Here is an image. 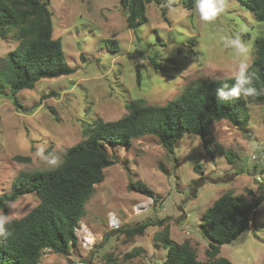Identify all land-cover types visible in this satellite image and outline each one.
Instances as JSON below:
<instances>
[{
	"label": "rangeland",
	"instance_id": "obj_1",
	"mask_svg": "<svg viewBox=\"0 0 264 264\" xmlns=\"http://www.w3.org/2000/svg\"><path fill=\"white\" fill-rule=\"evenodd\" d=\"M224 5L214 21L205 22L195 7L187 9L182 0H154L146 6L148 21L132 29L121 0H51L54 37L61 39L66 61L77 70L42 78L33 89L21 90L17 96L22 107L3 95L8 90H2L0 194L11 190L10 184L22 171L57 167L66 151L84 139L87 125L122 117L130 101L164 104L199 78L235 77L243 57L226 47L221 37L239 33L250 43L251 65L254 39L264 25L240 0H224ZM112 38L118 42L117 51L105 45ZM18 43L13 29L7 37L0 36V67ZM247 111L245 128L227 119L211 124L212 156L204 140L188 132L176 143L174 153L154 135L134 139L130 148L108 147L116 162L104 169V179L95 185L80 221L94 244L84 247L77 241L69 256L47 249L40 264H86L87 260L162 264L167 252L162 240L155 245L154 235L164 226L149 225L142 234L125 231L162 218L167 219L174 240H188L198 259L206 261L212 239L201 213L227 190L246 201L261 195L263 199L251 227L223 244L219 255L233 264H263L264 102L251 99ZM196 165L201 166L199 171ZM137 180L155 191L157 201L129 189L130 182ZM38 202L35 194H26L9 202L7 213L0 209V217H21ZM110 212L120 218V228H109Z\"/></svg>",
	"mask_w": 264,
	"mask_h": 264
},
{
	"label": "trees",
	"instance_id": "obj_2",
	"mask_svg": "<svg viewBox=\"0 0 264 264\" xmlns=\"http://www.w3.org/2000/svg\"><path fill=\"white\" fill-rule=\"evenodd\" d=\"M152 1L121 0L129 28L136 29L148 21L146 6ZM182 1L187 9L195 7V0ZM240 1L264 25V0ZM50 2L0 0V36L7 37L13 29L19 39L0 67V94L2 90H8L3 95L17 107H22L17 96L21 90L33 89L42 78L70 75L77 70L66 61L61 39L54 37ZM105 45L112 51L118 49L114 38L105 40ZM252 53L245 77L256 89V95L221 101L218 89L224 83L232 87L236 83L235 77L199 78L164 104L133 100L122 117L90 123L84 129V139L66 151L64 160L57 167L17 174L10 184L11 190L0 194V209L7 213L9 202L30 193L35 194L39 202L23 216L8 220L5 234L0 235V264H39L46 249L70 255L71 246L78 241L75 228L86 213V203L95 185L103 181L104 169L116 162L108 147L130 148L134 139L154 135L169 153H174L176 143L188 132L199 135L204 140L206 152L212 156V138L208 136L211 124L227 119L245 128L249 121V101L264 102V28L255 36ZM137 79L140 81L139 73ZM228 156L232 160L233 154L229 152ZM200 168L196 165L197 171ZM128 187L154 201L158 199L155 191L142 181H131ZM262 199L261 195L246 201L244 196L227 190L201 213L202 223L212 239L206 250V261L198 259L188 240L180 242L170 236L166 218L148 220L125 231L129 235L142 234L149 225L164 226L154 235L155 245L160 246L158 241L162 240L161 246L167 252L162 264H233L227 257L219 255L221 246L251 227ZM85 263L92 264V261Z\"/></svg>",
	"mask_w": 264,
	"mask_h": 264
},
{
	"label": "clouds",
	"instance_id": "obj_3",
	"mask_svg": "<svg viewBox=\"0 0 264 264\" xmlns=\"http://www.w3.org/2000/svg\"><path fill=\"white\" fill-rule=\"evenodd\" d=\"M224 10V0H195V12L199 14L202 21H214ZM221 39L225 40L226 47L235 49L236 55L243 59L238 64V72L235 75L236 83L230 88L227 83H224L223 87L218 89L219 99L230 102L241 97L256 95V89L250 86V80L245 77V72L250 66L247 60L251 50L250 43L245 42L239 33H236L234 38L221 37ZM51 163H55V161L53 160ZM8 222L6 217H0V235L5 234V225Z\"/></svg>",
	"mask_w": 264,
	"mask_h": 264
},
{
	"label": "built area",
	"instance_id": "obj_4",
	"mask_svg": "<svg viewBox=\"0 0 264 264\" xmlns=\"http://www.w3.org/2000/svg\"><path fill=\"white\" fill-rule=\"evenodd\" d=\"M257 178L259 180H261V178L259 176H257ZM122 225L120 218L114 213V212H110L108 215V226L110 229H118L120 228ZM82 226H85L83 224L80 223L78 224V226L75 228V232L77 234L78 237V241L85 247V246H89V245H93L94 244V239L93 236L91 234V232L89 231V229H87V227L83 228Z\"/></svg>",
	"mask_w": 264,
	"mask_h": 264
},
{
	"label": "crops",
	"instance_id": "obj_5",
	"mask_svg": "<svg viewBox=\"0 0 264 264\" xmlns=\"http://www.w3.org/2000/svg\"><path fill=\"white\" fill-rule=\"evenodd\" d=\"M47 250V249H46ZM41 260V259H40ZM39 264H40V262H39ZM44 264V263H43Z\"/></svg>",
	"mask_w": 264,
	"mask_h": 264
}]
</instances>
